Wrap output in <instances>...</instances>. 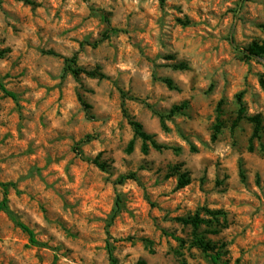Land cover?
<instances>
[{
	"label": "rangeland",
	"instance_id": "374dc122",
	"mask_svg": "<svg viewBox=\"0 0 264 264\" xmlns=\"http://www.w3.org/2000/svg\"><path fill=\"white\" fill-rule=\"evenodd\" d=\"M260 41L264 0H0V264H211L177 222L202 208L226 214L201 228L221 264H264V132L249 150L234 124L238 95L264 121V59L239 53ZM73 56L106 78L75 79ZM123 109L179 152L127 153Z\"/></svg>",
	"mask_w": 264,
	"mask_h": 264
},
{
	"label": "trees",
	"instance_id": "16d2710c",
	"mask_svg": "<svg viewBox=\"0 0 264 264\" xmlns=\"http://www.w3.org/2000/svg\"><path fill=\"white\" fill-rule=\"evenodd\" d=\"M242 58L245 60H254L258 58L264 59V41L260 42H253L251 43L244 51H239ZM183 65H175V68H182ZM66 70L69 72L75 79H78L81 75L88 76L90 78L95 79H105V75L97 70L86 71L82 68L77 66V59L75 56L71 57L70 59L66 60ZM168 89L170 90H177V87L173 83V81L169 78H164L161 80ZM264 87V82H262ZM0 89L12 99H15V95L9 92H6L2 85H0ZM237 119L234 124L238 123L240 120H246L252 125V134L249 139V150H252L253 142H259L262 138L264 132V121L261 115H254V116H246L244 106L242 105L241 95L237 96ZM84 108L88 111L90 107L84 104ZM187 108V103L184 102L181 105L174 106L167 115H159V119L161 122V127L163 130L166 129L164 121L168 120L173 116H177L182 114L183 110ZM217 117L215 124L213 126V132L211 135V139L214 141L217 137L221 134L224 123L222 121L223 115V101H219L216 109ZM123 114L127 118L129 125L133 131V138L129 141L127 145V153H131L133 151L134 143L136 140L141 141L140 151L142 154L146 155L150 149L155 151L161 152L165 150H173L174 152H179V149H172L165 145L159 144L155 140L154 135H150L146 133L142 126L129 118L126 111L123 109ZM80 154V153H79ZM92 163L101 171H106V166L99 161L98 158H95ZM241 177H243V172L240 171ZM131 177H121L118 179V183H123L126 179H130ZM190 179L188 177V173H182L177 181V189H181L189 185ZM5 192L7 189V185H2ZM116 209L115 214L120 209V200L117 197L116 201ZM8 210V200L6 198V194L0 201V212H5ZM115 215H113L114 217ZM177 222L182 224L183 226L189 227L191 229V238H192V246L196 249L200 250L203 254H205L211 264H221L220 263V253L215 245H212L209 240L206 239L205 234L201 232V228L204 226L206 228H211L207 230V233L210 235H218L221 228H224L226 223V214L221 210H208L205 208L199 209L196 211L192 216H187L184 218H178ZM17 226L27 233L30 237V241L32 243H36L33 238L32 232L25 227L24 225L17 223ZM109 254V264H118L116 258L113 257L111 250L108 249Z\"/></svg>",
	"mask_w": 264,
	"mask_h": 264
}]
</instances>
